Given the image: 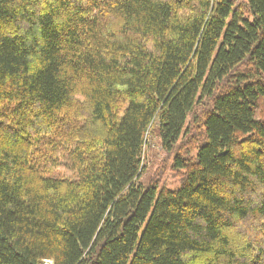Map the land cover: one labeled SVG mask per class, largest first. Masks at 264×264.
<instances>
[{"label": "trees", "instance_id": "obj_1", "mask_svg": "<svg viewBox=\"0 0 264 264\" xmlns=\"http://www.w3.org/2000/svg\"><path fill=\"white\" fill-rule=\"evenodd\" d=\"M0 264H264V0H0Z\"/></svg>", "mask_w": 264, "mask_h": 264}, {"label": "rangeland", "instance_id": "obj_2", "mask_svg": "<svg viewBox=\"0 0 264 264\" xmlns=\"http://www.w3.org/2000/svg\"><path fill=\"white\" fill-rule=\"evenodd\" d=\"M163 158V153L158 147V141L153 139H147L145 144L144 151V159L143 163L145 166V173L141 179V182H147L148 179L153 175L156 171L159 162ZM166 185L171 189H179L181 186V182L179 180H174L170 176L166 177L165 180Z\"/></svg>", "mask_w": 264, "mask_h": 264}]
</instances>
